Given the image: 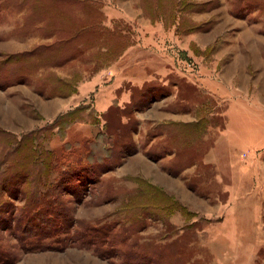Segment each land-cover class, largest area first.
Returning a JSON list of instances; mask_svg holds the SVG:
<instances>
[{
	"label": "rangeland",
	"instance_id": "obj_1",
	"mask_svg": "<svg viewBox=\"0 0 264 264\" xmlns=\"http://www.w3.org/2000/svg\"><path fill=\"white\" fill-rule=\"evenodd\" d=\"M48 1L0 0V182L83 198L15 264H264V0H97L104 42L36 59Z\"/></svg>",
	"mask_w": 264,
	"mask_h": 264
},
{
	"label": "trees",
	"instance_id": "obj_2",
	"mask_svg": "<svg viewBox=\"0 0 264 264\" xmlns=\"http://www.w3.org/2000/svg\"><path fill=\"white\" fill-rule=\"evenodd\" d=\"M49 2L51 4H47ZM43 7L47 8L43 11H49L51 14L44 16L38 22L39 26L41 28L44 26V32L48 34L47 36L55 35L58 38L49 45L36 47L37 52L34 53L36 59H38L40 50L38 48H44L43 52L48 54V58L51 59L55 53L61 52L62 45L67 46V48L76 46L80 50L86 49L101 44L105 40V34H110L103 30L105 26H103L100 17L101 4L97 0H49L43 4ZM76 10L86 15L85 21L89 24L83 22L82 16L77 14ZM89 17L93 18L90 20ZM116 51H120V49L118 48ZM13 57L21 58L22 56L19 53ZM42 57L45 58L47 55L42 54ZM103 161L104 159L100 158L92 165L96 163L100 166L99 163ZM23 168L24 171L15 173L12 177H6L7 182H0V264H15L20 260L21 253L53 247V245H45L43 239L47 236L52 237L59 233L70 232L71 226L77 221H74L73 213L69 209L67 212L65 211L64 221H62L65 226H60L58 229L54 227L56 226L55 219L63 215L61 212L63 204L59 198L61 190L74 191L73 194L77 195L78 202L83 198L79 197V191L82 190L79 185L75 189L66 188L64 186L66 181L62 179L60 183L52 185L46 192L39 189L40 191L38 190L31 201H27V206L22 207L20 214L16 217L15 211L12 212L8 207L9 201L6 199V194L8 193L11 198H18L21 195L23 182L29 178L32 172L25 166ZM32 170L36 174V169ZM95 172L97 171H91L87 168L82 173L89 182H92L97 179V176L94 178ZM7 212L10 214L9 216L6 215ZM6 231L8 236L10 235L17 240V243L8 242V237L5 235ZM68 239L65 237L63 242ZM61 241L58 240V242ZM63 246L65 247V245Z\"/></svg>",
	"mask_w": 264,
	"mask_h": 264
}]
</instances>
